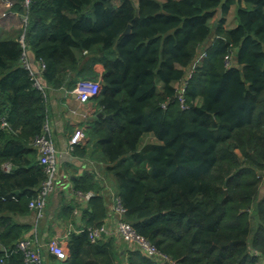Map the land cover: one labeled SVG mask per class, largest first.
<instances>
[{"label":"trees","instance_id":"obj_1","mask_svg":"<svg viewBox=\"0 0 264 264\" xmlns=\"http://www.w3.org/2000/svg\"><path fill=\"white\" fill-rule=\"evenodd\" d=\"M20 1L25 48L21 36L0 39V264H26L17 243L30 226L8 213L30 211L45 178L35 140L46 95L25 49L55 88L103 66L89 140L139 235L175 264H264V0ZM76 183L94 189L88 228L102 225L97 187L88 174ZM88 228L69 236L60 264H164L132 244L92 242Z\"/></svg>","mask_w":264,"mask_h":264},{"label":"crops","instance_id":"obj_2","mask_svg":"<svg viewBox=\"0 0 264 264\" xmlns=\"http://www.w3.org/2000/svg\"><path fill=\"white\" fill-rule=\"evenodd\" d=\"M20 2V0H16L15 6ZM15 6L6 18L0 20V39H16L22 35L26 16L19 12ZM74 52L77 56L82 54L77 49ZM24 53L32 68L39 69V62L34 58V55L27 52L26 49ZM87 58H89L88 54L81 59L79 68L86 65ZM92 69L95 75L88 73L85 77H78L71 88L66 86L55 88L43 82L46 95V124L56 148L58 179L54 189L46 197L41 214H37L31 209L23 215L8 213L17 224L30 226V231L21 239L30 241L31 246L39 249L40 264H60L58 260H65V258L58 259L48 250L49 241L57 239L67 250L69 236L72 233L79 234L89 227V212L91 213L88 205L89 199L76 194L78 192L76 180L87 174L91 178V183L97 187V194L103 197L108 209V214L103 222L106 224L107 233L102 238L113 239L117 243L124 242L117 235V216L112 211L115 199L118 197L115 179L107 171V164L98 145L95 141L89 140L88 129L92 126L94 118L99 117L98 113L101 110H98L95 99L80 103L74 92L81 79L101 80L103 66L98 63L92 66ZM78 128H82L86 136L81 143L76 145V148L70 150L69 139ZM149 135L150 142H155L154 137ZM89 190L88 192L95 194L94 189ZM124 259L125 255L120 264H124Z\"/></svg>","mask_w":264,"mask_h":264},{"label":"built area","instance_id":"obj_3","mask_svg":"<svg viewBox=\"0 0 264 264\" xmlns=\"http://www.w3.org/2000/svg\"><path fill=\"white\" fill-rule=\"evenodd\" d=\"M16 0H0V20L6 18L12 11L13 6L15 5ZM29 0L24 1V5L27 6ZM26 22V18H25ZM22 34L20 40L22 41V46L25 48L23 43ZM23 52V66L30 71V78L34 82V85L43 90L45 84L42 82L41 73L44 70V65L39 63V69H34L30 65L29 61L24 55ZM226 65H230V60L227 59L225 61ZM191 69L187 70L186 76L179 82L175 84L176 90L178 92L182 91L187 84V80L191 74ZM100 89V81L96 80H87L83 83H78L74 92L76 94V98L80 103H85L91 99H93L98 93ZM182 105L183 102L181 101ZM184 106V105H183ZM86 133L82 128L76 129L69 139V149L72 150L75 145L81 143V141L85 138ZM35 145L38 150V161L39 164L43 166L45 172V178L41 183V186L37 189V193L34 198H32L28 204L31 210H34L37 214H41L45 203L46 197L50 191H52L55 187L56 181L58 179V164H57V155L56 148L53 144L51 135L49 133V128L47 124L44 128V133H42L35 140ZM264 175V172H263ZM78 196L85 197L89 199L93 194L90 192L82 195L81 192L76 193ZM112 211L117 216L116 222V232L122 241L128 244L134 245L138 250H140L143 254L149 257H158L161 261L168 260V264H175L171 261L166 255L162 254L158 251V249L150 243L143 236L139 235L133 226L126 221L125 219V209L121 204L119 197H116L115 204L112 208ZM89 238L92 242L99 240L107 233L106 224L103 223L98 227L88 228ZM17 248L24 255V260L26 264H40L41 263V255L38 248L31 246L30 241L28 240H20L17 243ZM48 250L53 253L58 259H63L68 254L67 250L59 243L57 239H52L48 243Z\"/></svg>","mask_w":264,"mask_h":264},{"label":"rangeland","instance_id":"obj_4","mask_svg":"<svg viewBox=\"0 0 264 264\" xmlns=\"http://www.w3.org/2000/svg\"><path fill=\"white\" fill-rule=\"evenodd\" d=\"M134 2H137L136 0H134ZM150 135H147L143 138V142H150V138H149ZM153 140V139H151ZM260 189H261V192H260V195H262L264 193V176L262 178V184H260Z\"/></svg>","mask_w":264,"mask_h":264},{"label":"water","instance_id":"obj_5","mask_svg":"<svg viewBox=\"0 0 264 264\" xmlns=\"http://www.w3.org/2000/svg\"><path fill=\"white\" fill-rule=\"evenodd\" d=\"M130 28H131V26L130 25H128L127 26V28L124 30V33H128V32H130ZM102 115V113L100 112V113H98V116H101ZM106 117H108V118H110L111 116L110 115H108V116H106ZM15 193H18V191H15ZM0 250H3V247H0ZM67 257H68V254L65 256V259H67ZM169 263V261L168 260H165L164 261V264H168Z\"/></svg>","mask_w":264,"mask_h":264}]
</instances>
